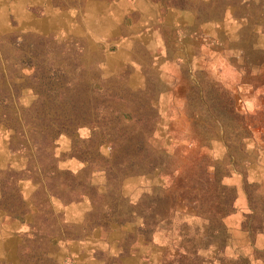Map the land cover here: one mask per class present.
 Segmentation results:
<instances>
[{"label": "rangeland", "instance_id": "obj_1", "mask_svg": "<svg viewBox=\"0 0 264 264\" xmlns=\"http://www.w3.org/2000/svg\"><path fill=\"white\" fill-rule=\"evenodd\" d=\"M255 209L264 0H0V264H264Z\"/></svg>", "mask_w": 264, "mask_h": 264}, {"label": "trees", "instance_id": "obj_2", "mask_svg": "<svg viewBox=\"0 0 264 264\" xmlns=\"http://www.w3.org/2000/svg\"><path fill=\"white\" fill-rule=\"evenodd\" d=\"M255 211H256V209H255ZM260 215L257 217L256 215H257V211L255 212V213H253L252 215H254L253 217V221L252 222H254V219L256 218V222L255 223H258V221H259V219L258 218H260V217H264V215H262V213H259ZM261 224L260 225H262V221L260 222ZM258 224H254V223H252V224H250L249 225V232H250V235H251V239H255L254 238V236L256 235V233L257 232H259V230H260V227H258L257 226ZM263 226V225H262ZM259 228V229H258ZM258 254H259V256H261L263 259H264V252H262V251H258L257 252Z\"/></svg>", "mask_w": 264, "mask_h": 264}, {"label": "bare ground", "instance_id": "obj_3", "mask_svg": "<svg viewBox=\"0 0 264 264\" xmlns=\"http://www.w3.org/2000/svg\"><path fill=\"white\" fill-rule=\"evenodd\" d=\"M24 20V19H23ZM110 20V19H109ZM1 249V248H0ZM8 255H10V254H8ZM9 260V259H8ZM9 263H11V262H9ZM13 264V263H12Z\"/></svg>", "mask_w": 264, "mask_h": 264}]
</instances>
